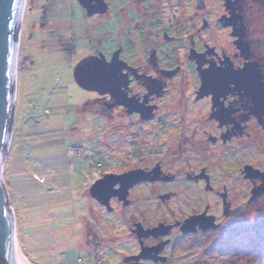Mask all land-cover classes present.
I'll use <instances>...</instances> for the list:
<instances>
[{"label":"rangeland","instance_id":"1","mask_svg":"<svg viewBox=\"0 0 264 264\" xmlns=\"http://www.w3.org/2000/svg\"><path fill=\"white\" fill-rule=\"evenodd\" d=\"M26 2L15 110L1 167L26 262L131 264L129 257L156 244L155 236L132 235L137 225L171 229L207 208L215 228L202 232L196 224L194 231L177 227L161 234L176 259L170 264H264V193L254 199L245 194L240 178L245 167L237 171L241 162L258 157L226 155L210 146L204 132L211 127L200 125L206 118L203 100L186 101L197 81L195 66L186 59L188 39L194 35L193 47L201 49L209 38L201 26L223 11L220 0H145L142 14L130 10L132 26L114 19L99 29V44L84 39L86 16L76 0ZM44 12L50 22L43 20ZM121 43L122 57L146 74L155 73L148 63L151 50L161 70L181 68L149 119L127 114L123 106L104 107L103 98L74 80L81 59L98 50L108 57ZM132 86L143 90L139 83ZM156 166L172 178L134 184L127 205L110 198L107 208L90 194L107 174Z\"/></svg>","mask_w":264,"mask_h":264},{"label":"flooded vegetation","instance_id":"2","mask_svg":"<svg viewBox=\"0 0 264 264\" xmlns=\"http://www.w3.org/2000/svg\"><path fill=\"white\" fill-rule=\"evenodd\" d=\"M144 1L104 0L107 10L100 13L97 12L94 2L88 5V0H76L78 6L83 9L86 16L84 25L86 36L84 39L98 43L101 36L97 31L104 26L108 27V24L112 23L114 19H119L121 25L127 24L128 27L132 26L135 22L132 20L131 13L129 12L133 10L142 14L145 6H141V4ZM220 3L223 5V11L216 13L213 19L208 16L210 19H207L205 24L201 26V28H205L204 31L209 30V38L203 42L201 49L196 50L193 47L194 35H191L188 39L189 45L186 47L188 52L186 59L189 63L192 62L194 64L197 81L194 93L186 101L197 103L199 100H203L202 104L205 108L201 109L205 111L206 118L204 123L202 122L200 125L202 127H211L209 131L204 132L210 146L221 147L223 154L226 155L228 152H239L246 157H258V162H255V160L254 162L245 160L238 165L237 169L239 172L241 168L252 166L253 174L258 175L247 178L245 177V173L240 176L241 180L246 184L245 194L251 195L254 188L263 185L260 174H264V0H220ZM26 5L27 2L25 3ZM260 5L262 9L258 12L255 9ZM44 9H46L45 6ZM25 13L26 9L24 8L18 38L19 46L22 43L21 35ZM41 16L43 20L50 22L49 20L51 19L47 17L46 12ZM46 22L44 21V23ZM201 28L198 29L197 34L202 32ZM108 34L114 36L113 32H109ZM166 36L164 34L165 39H167ZM76 41L78 42V40ZM123 45V43L117 45L108 57L103 54V51L99 50L96 53L89 54V56H99L101 54L109 61L112 54L118 50L119 59L128 66V69L124 68L121 71L122 73H127L130 80L127 88L128 96L135 95L140 102L144 101L145 106H153L155 112L160 106L159 101H162V98L165 97L164 95L169 90L167 87L173 83L174 76L176 77L181 72V68L177 67L174 72L161 70L158 65L156 51L151 50L148 63L155 73L152 75L146 74L122 57ZM192 51L195 52L193 56ZM198 63L202 64L199 65ZM204 69L207 70L205 71ZM147 76L155 78L157 81L155 84L160 83L162 89L153 85L148 90L145 81V77ZM133 82L141 84L143 90L141 92L133 91ZM98 95L103 98L104 107L123 108L120 105H115L110 95ZM123 109L127 113L126 109ZM184 139L189 140L185 136ZM256 142H258V145H256ZM195 178L198 179L197 174ZM199 179L205 181L203 178ZM118 186V184L115 185L116 188ZM223 189L226 191L227 188L223 187ZM220 194L221 192H218L217 195L220 196ZM111 199L118 200L114 197ZM201 214H204V216L211 215V213H208L207 208L202 211H194L184 216L182 220L175 221L176 227L173 226L169 229L173 230L177 227H181L182 229L184 226L182 222L188 217ZM137 226V232L134 229L132 235L137 233L136 235L139 236L142 233V227L140 225ZM197 230L200 229L197 228ZM208 230L201 231L207 232ZM154 238L156 239V244L152 247H155L157 250L145 253V256H148V258L137 257L139 256L138 251L129 257V263L143 264L144 262H152L155 264H170L172 261L174 262L176 259L173 258V253L170 255L166 251L168 248V237L158 234ZM142 239L144 240L146 237Z\"/></svg>","mask_w":264,"mask_h":264},{"label":"water","instance_id":"3","mask_svg":"<svg viewBox=\"0 0 264 264\" xmlns=\"http://www.w3.org/2000/svg\"><path fill=\"white\" fill-rule=\"evenodd\" d=\"M91 2H94L97 12H106L107 5L104 0H88V5ZM23 6L24 0H0V169L3 163V154L7 151L14 115L13 106L17 85L16 77L14 84V68ZM193 53L195 52L192 51V56ZM118 55L119 51L117 50L112 54L109 61L101 54L99 56L84 57L74 69L75 82L85 90L110 95L114 104L125 107L128 114L138 112L144 119L151 118L153 116V106H145L144 101L140 102L135 95L128 96L127 88L130 80L127 73L121 72L124 68L128 69V66L119 59ZM198 64L201 65L202 63ZM145 78L148 90L153 85L162 89L160 83L155 84L157 82L155 78L153 79L151 76ZM202 80L204 81L203 78ZM244 170L247 178L258 176L253 174L251 166H246ZM171 178L163 175L158 166L150 171L139 169L120 175L107 174L90 187V194L107 208H109L110 198L112 197L122 200L123 205H127L128 190L134 184L142 181H166ZM260 178L263 185L252 190V199L264 193V174H260ZM116 184H119L118 188H114ZM196 224H199L202 230L212 229L216 226L213 216L201 214L187 219L182 231H194ZM14 226L10 208L7 206V197L0 173V264H27L16 249V228L14 229ZM169 227L159 224L153 228L143 229L139 236L148 237L166 234ZM155 250H157L155 247L142 249L137 257L148 258L145 253L154 252Z\"/></svg>","mask_w":264,"mask_h":264},{"label":"bare ground","instance_id":"4","mask_svg":"<svg viewBox=\"0 0 264 264\" xmlns=\"http://www.w3.org/2000/svg\"><path fill=\"white\" fill-rule=\"evenodd\" d=\"M25 3H26V0H24V6H23V11L22 12H24V8H25ZM23 13H22V18H23ZM22 20V19H21ZM19 31H20V26H19ZM18 36H19V32H18ZM18 44H19V41H17V48H16V51H17V53H18ZM17 53H16V56H17ZM15 56V68H14V71H15V73H14V84H15V77L17 78V73H16V64H17V62H16V60H17V57ZM16 87H17V85H16ZM14 89H15V86H14ZM15 100H16V95H15ZM15 100H14V110H15ZM13 110V111H14ZM14 114V113H13ZM1 169H0V173H1ZM2 177V176H1ZM1 181H2V179H1ZM5 187V186H4ZM15 214V213H14ZM16 224V223H15ZM15 241V240H14ZM16 245V244H15ZM16 249H17V251H18V253L19 254H21V256H22V258L25 260V262H26V259L24 258V256L22 255V253H21V250H20V248H19V245H18V243H17V246H16ZM27 263V262H26ZM28 264V263H27Z\"/></svg>","mask_w":264,"mask_h":264},{"label":"clouds","instance_id":"5","mask_svg":"<svg viewBox=\"0 0 264 264\" xmlns=\"http://www.w3.org/2000/svg\"><path fill=\"white\" fill-rule=\"evenodd\" d=\"M17 242V241H16Z\"/></svg>","mask_w":264,"mask_h":264}]
</instances>
